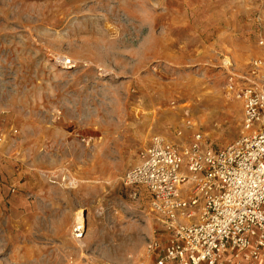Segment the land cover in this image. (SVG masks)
I'll list each match as a JSON object with an SVG mask.
<instances>
[{"label": "rangeland", "instance_id": "1", "mask_svg": "<svg viewBox=\"0 0 264 264\" xmlns=\"http://www.w3.org/2000/svg\"><path fill=\"white\" fill-rule=\"evenodd\" d=\"M231 78L263 84L264 0H0V264L141 263L166 229L124 173L247 133Z\"/></svg>", "mask_w": 264, "mask_h": 264}, {"label": "built area", "instance_id": "2", "mask_svg": "<svg viewBox=\"0 0 264 264\" xmlns=\"http://www.w3.org/2000/svg\"><path fill=\"white\" fill-rule=\"evenodd\" d=\"M227 94L242 100L247 130L224 148L206 146L200 133L179 146L154 136L123 185L143 186L168 232L152 264H227L264 259V80ZM149 250L160 247L157 240Z\"/></svg>", "mask_w": 264, "mask_h": 264}, {"label": "crops", "instance_id": "3", "mask_svg": "<svg viewBox=\"0 0 264 264\" xmlns=\"http://www.w3.org/2000/svg\"><path fill=\"white\" fill-rule=\"evenodd\" d=\"M167 238H168V232L166 230L158 234L155 240L159 242L160 247L155 250L147 249L148 250L147 252L149 255L144 257V260H142V262L139 264H147L149 260H150V264H152L156 259H158L163 253V247L167 242ZM165 264H176V263L173 261H169V262H166ZM227 264H264V259L259 260V261H247V260L231 261Z\"/></svg>", "mask_w": 264, "mask_h": 264}, {"label": "bare ground", "instance_id": "4", "mask_svg": "<svg viewBox=\"0 0 264 264\" xmlns=\"http://www.w3.org/2000/svg\"><path fill=\"white\" fill-rule=\"evenodd\" d=\"M81 227V226H80ZM78 236V235H77Z\"/></svg>", "mask_w": 264, "mask_h": 264}]
</instances>
